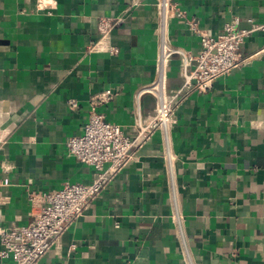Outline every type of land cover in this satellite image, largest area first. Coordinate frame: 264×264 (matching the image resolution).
I'll return each mask as SVG.
<instances>
[{
  "label": "crops",
  "instance_id": "obj_1",
  "mask_svg": "<svg viewBox=\"0 0 264 264\" xmlns=\"http://www.w3.org/2000/svg\"><path fill=\"white\" fill-rule=\"evenodd\" d=\"M172 1L183 16L167 19V40L186 57L200 48L188 20L213 35L233 16L264 21V0ZM138 2L0 0V229L30 220L26 187L91 181L65 142L93 96L112 90L94 108L128 137L153 113L140 90L155 78L159 16L155 0ZM101 18L118 21L105 36ZM182 53L166 64L167 94L183 83ZM239 53L209 90L182 95L174 123L132 149L37 264H264V31Z\"/></svg>",
  "mask_w": 264,
  "mask_h": 264
},
{
  "label": "built area",
  "instance_id": "obj_2",
  "mask_svg": "<svg viewBox=\"0 0 264 264\" xmlns=\"http://www.w3.org/2000/svg\"><path fill=\"white\" fill-rule=\"evenodd\" d=\"M139 0H129L128 7H134ZM159 16V34L155 78L143 86L140 92H150L156 98L153 113L134 124L132 137L124 135L120 125L107 121L95 110L97 103H106L112 97V90L105 89L93 96L92 107L79 135L66 139L69 155L93 169V177L87 183H67L59 189L36 190L25 188L30 204V220L20 226L12 225L0 229V260L11 259L13 264H37L38 260L55 243L66 227L82 214L88 204L109 184L132 158L133 148L142 146L151 135L161 130L164 133L174 123V109L178 100L187 91L204 93L214 81L227 74L241 62L239 49L244 39L254 32L264 31V21L247 19V26L239 25V18L233 16L223 30L213 35L198 27L194 20H188L189 29L199 37L200 48L193 57H186L180 50L169 46L165 25L170 17H182L172 0H155ZM118 23L117 20L101 18L98 31L102 36ZM110 52H115L110 47ZM182 53L183 83L173 94L165 91L166 64L173 53ZM189 60H194L188 69ZM75 107V101H70Z\"/></svg>",
  "mask_w": 264,
  "mask_h": 264
}]
</instances>
